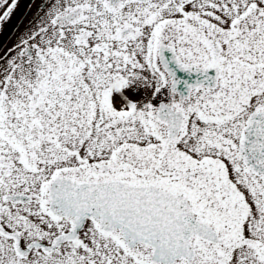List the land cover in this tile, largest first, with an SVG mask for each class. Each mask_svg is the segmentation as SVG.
I'll return each mask as SVG.
<instances>
[{"label":"snow or ice","instance_id":"snow-or-ice-1","mask_svg":"<svg viewBox=\"0 0 264 264\" xmlns=\"http://www.w3.org/2000/svg\"><path fill=\"white\" fill-rule=\"evenodd\" d=\"M0 264H264V0H33L0 42Z\"/></svg>","mask_w":264,"mask_h":264},{"label":"flooded vegetation","instance_id":"flooded-vegetation-1","mask_svg":"<svg viewBox=\"0 0 264 264\" xmlns=\"http://www.w3.org/2000/svg\"><path fill=\"white\" fill-rule=\"evenodd\" d=\"M32 4H33V0H18V7L14 11L12 20L6 25V27L3 30H0V38H1L4 32L6 31V29L11 24V22L15 20V24L13 25L10 34L3 42L6 43L12 38L18 24L20 26H23V23L26 21L27 17L31 15Z\"/></svg>","mask_w":264,"mask_h":264},{"label":"water","instance_id":"water-1","mask_svg":"<svg viewBox=\"0 0 264 264\" xmlns=\"http://www.w3.org/2000/svg\"><path fill=\"white\" fill-rule=\"evenodd\" d=\"M14 23H15V21L12 22V25H13ZM12 25H11V26H12ZM9 31H10V28H9V30L6 32V34L4 35V37L0 40V42H3V39H4V38L6 37V35L9 33Z\"/></svg>","mask_w":264,"mask_h":264}]
</instances>
